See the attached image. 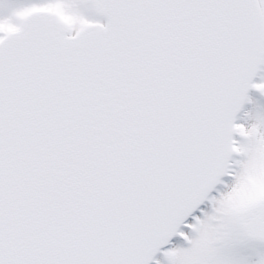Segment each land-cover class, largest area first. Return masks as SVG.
Listing matches in <instances>:
<instances>
[{
    "label": "snow or ice",
    "instance_id": "6c2138e0",
    "mask_svg": "<svg viewBox=\"0 0 264 264\" xmlns=\"http://www.w3.org/2000/svg\"><path fill=\"white\" fill-rule=\"evenodd\" d=\"M262 67L264 0H0V264H264Z\"/></svg>",
    "mask_w": 264,
    "mask_h": 264
},
{
    "label": "rangeland",
    "instance_id": "374dc122",
    "mask_svg": "<svg viewBox=\"0 0 264 264\" xmlns=\"http://www.w3.org/2000/svg\"><path fill=\"white\" fill-rule=\"evenodd\" d=\"M261 80H264V67L261 68L258 77V81ZM250 97L251 99L246 101L243 111L238 116V122L247 123L249 124V126L251 125V123L255 122V116H254L255 112L264 111V92L260 91L259 89L253 88ZM250 111L253 113V115L251 116L248 115ZM238 137L241 140L244 139L243 137H240L239 133H238ZM238 158H240V154H234V159H238ZM225 188L226 185L220 184L218 187V193L216 195H219L220 190H223ZM257 194H264V172L253 174L248 178L245 186L242 188L241 192L239 193V198L241 200H245ZM205 209L211 212L213 210V207L211 205V206H207ZM189 232L192 233L193 235L195 234L194 232H192V230H190ZM177 246L188 247L185 246L182 242H178ZM257 249L264 250V242H257V241L250 242L247 246L242 247L240 251L242 254L248 255L250 259L254 260V259H258V256L256 255ZM160 260H163L164 264H168V260L164 252L160 257Z\"/></svg>",
    "mask_w": 264,
    "mask_h": 264
},
{
    "label": "water",
    "instance_id": "95a60500",
    "mask_svg": "<svg viewBox=\"0 0 264 264\" xmlns=\"http://www.w3.org/2000/svg\"><path fill=\"white\" fill-rule=\"evenodd\" d=\"M257 75H258V73H257ZM257 75L253 77L254 80L256 79ZM250 90H251V88L249 89V91H250ZM212 191H213V190H212ZM202 204H203V203H202ZM174 236H175V235H174ZM174 236H173V237H174ZM173 237H171V239H172ZM171 239H170V240H171ZM166 246H167V244L163 245V246H162V249L165 248ZM159 253H160V251L156 253V256H157ZM153 261H154V260H153ZM153 261H152V262H153ZM152 262H151V263H152Z\"/></svg>",
    "mask_w": 264,
    "mask_h": 264
}]
</instances>
